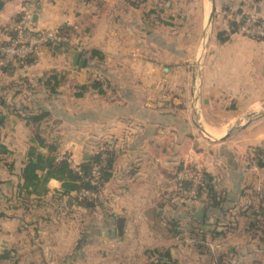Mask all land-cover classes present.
Instances as JSON below:
<instances>
[{
    "label": "crops",
    "instance_id": "1",
    "mask_svg": "<svg viewBox=\"0 0 264 264\" xmlns=\"http://www.w3.org/2000/svg\"><path fill=\"white\" fill-rule=\"evenodd\" d=\"M25 15L37 31L72 28L81 48H45L30 64L0 67L9 151L0 159V264H149L165 250L172 259L164 264H223L181 238L184 225H201L208 243L213 224L223 245L211 252L230 255L226 264H264V216L255 210L264 204V116L246 125L264 112V40L231 33L243 17L264 20V0H0V45ZM209 25L196 112L194 67ZM96 80L103 93L77 96ZM37 136L73 167L100 151L114 156L101 207L62 198L56 180L22 206L18 187ZM188 166L223 187L222 214L212 209L200 223L198 207L178 202Z\"/></svg>",
    "mask_w": 264,
    "mask_h": 264
},
{
    "label": "trees",
    "instance_id": "2",
    "mask_svg": "<svg viewBox=\"0 0 264 264\" xmlns=\"http://www.w3.org/2000/svg\"><path fill=\"white\" fill-rule=\"evenodd\" d=\"M246 17L241 18L238 22L234 23L231 27V33H237L239 28L244 24ZM59 33L69 36L74 35V30L70 27H62L58 29ZM223 34L219 35L220 39L223 40ZM93 56L98 55L96 52H92ZM32 58L26 60H19L16 64H30L32 63ZM51 85V84H49ZM59 82L58 79L53 82V86L51 85V90L55 91L58 87ZM102 85L101 82L98 80L92 82L88 86L79 87L78 90L80 91L77 95L81 97L84 93L88 92L89 90H98L99 93H103L101 89ZM46 117V114L39 115V116H31L27 119L28 123H39ZM36 144H38L39 148L33 147L29 154V160L26 163L23 172H22V181L23 183L18 187V198L21 201L22 206L25 208L30 202V199L35 197H43L46 195L48 190V183L51 180L59 181L62 184V192L60 196L62 198L71 196L72 194L76 195L77 205L86 210H94L96 207H101V202L98 198H87L81 196L82 192H90V193H99L104 186L110 181L113 168H114V156L112 154H108L106 163L104 166H100L102 159L101 154L103 151L93 155L90 159L86 160L80 167H81V174L76 172L71 164L67 161H58L57 160V147L54 145H47L43 139L39 136L36 137L34 140ZM45 148L47 149V154H43L39 149ZM9 151L7 150L6 146L2 143L0 138V159L7 155ZM255 154H258L261 160L262 155L260 154L259 150L255 151ZM261 162V161H260ZM262 165V164H260ZM94 166L99 167V177L97 179L96 184H92V172ZM40 172L44 174L42 176L39 175ZM196 172V171H195ZM205 182L204 185L199 187L197 196L200 197L203 192H207L206 196L208 198L209 203L206 204L211 208L220 207L223 203V196L221 193L218 192V186L214 184L212 179L204 174ZM178 186L180 187V191L182 189H189L190 183L188 182H181L180 180L177 181ZM27 209V208H26ZM262 215L264 216V208H261ZM216 236V233L214 234ZM160 258L164 261H171V254L170 251H156ZM162 259L157 261H152L149 264H164Z\"/></svg>",
    "mask_w": 264,
    "mask_h": 264
},
{
    "label": "built area",
    "instance_id": "3",
    "mask_svg": "<svg viewBox=\"0 0 264 264\" xmlns=\"http://www.w3.org/2000/svg\"><path fill=\"white\" fill-rule=\"evenodd\" d=\"M16 33L9 42L0 45V67L6 70L11 65H15L19 60H26L33 58L37 52L45 48H54L55 45L62 47H69L79 49L81 48L72 35L65 36L59 33L58 30L37 31L31 26V17L25 15L22 20L17 24ZM238 33L253 39L264 40V20L258 16H249L245 19L244 24L239 28ZM108 154L103 151L101 154L102 162L100 166H104ZM58 161H67L71 164L72 168L81 174V167H73V163L69 157H59ZM94 166L92 172V184H96L99 177V167ZM181 182L190 183V188L185 195L188 196V201H195L199 187L204 185L205 177L199 171L189 173L188 169L180 175ZM187 193V194H186ZM81 196L87 198L102 199V190L99 193L82 192ZM184 202H186L184 200Z\"/></svg>",
    "mask_w": 264,
    "mask_h": 264
},
{
    "label": "rangeland",
    "instance_id": "4",
    "mask_svg": "<svg viewBox=\"0 0 264 264\" xmlns=\"http://www.w3.org/2000/svg\"><path fill=\"white\" fill-rule=\"evenodd\" d=\"M167 18V17H166ZM257 161V160H256ZM186 169H188V171H189V173H195V171H197V173L200 171L199 169H196V168H194V167H192V166H188V167H186L183 171H181L179 174H178V180H180V175L182 174V173H184V171L186 170ZM201 172V171H200ZM202 173V172H201ZM203 174V176H204V173H202ZM261 188H264V182H263V184H262V187ZM179 189H180V187H179ZM181 190V189H180ZM189 189H182V192H187ZM218 192L219 193H221L222 194V196H223V187L222 186H220V187H218ZM187 194V193H186ZM207 194V192H203V194L200 196V197H202V196H205ZM185 197H187V198H185V201L186 202H182L181 200H178V202L180 203V204H184V205H188L189 203H191L192 205L194 204V208H204L205 209V212L207 213L208 211H211L212 209H213V211L214 212H217L218 214H222L223 213V205L222 206H220V207H216L215 209L214 208H211V207H209L208 206V208L206 207V205H200V204H198V200L197 199H199V197H197V199L195 200V202L193 201V202H191V201H188V196L187 195H185ZM207 197V196H206ZM258 204V203H257ZM263 204V203H262ZM261 204V205H262ZM199 205H200V207H199ZM258 206H260L259 204L258 205H256V208H255V206H254V208H255V210L256 211H258V212H261V214H262V210H261V208H264V204L261 206V207H258ZM173 207V206H172ZM172 209V208H171ZM196 213V212H195ZM195 213H194V215H195ZM218 216V215H217ZM168 225H170V226H172L173 224L171 223V221L169 222V224ZM201 225H195L194 227H192V226H188V225H184V227L186 228L185 230H184V234L181 236V238H183L186 242H190L191 244H192V246L193 247H195L196 249H198L200 252H202L204 255H206L208 258H209V260H213V262H218V263H220L221 261L223 262V264H226V263H228L229 262V259L230 260H232L231 258H230V255H228V257H226V258H224L223 256H222V254H218V253H214V252H217L218 250H219V246H222L223 245V237L222 238H218V236L216 235V236H214V234L217 232L216 230H217V227H215L216 226V224H213V225H210V226H208V230H209V232H211V231H214V233H212V234H210V238L212 239V241H211V239H209L208 240V243L210 242V244H208L207 243V239H206V237H205V234L206 233H204V232H202V230H203V228L202 227H200ZM263 227H264V225H263ZM210 228V229H209ZM264 235V234H263ZM188 245V244H187ZM218 245V246H217ZM214 251L213 253L211 252V251ZM224 251V250H223ZM219 252V251H218Z\"/></svg>",
    "mask_w": 264,
    "mask_h": 264
},
{
    "label": "water",
    "instance_id": "5",
    "mask_svg": "<svg viewBox=\"0 0 264 264\" xmlns=\"http://www.w3.org/2000/svg\"><path fill=\"white\" fill-rule=\"evenodd\" d=\"M213 17H214V7L212 9L210 21H212ZM211 30L212 29L210 28V25H209V27L207 28V31H206V36H205L204 40L202 41L201 52H200L199 56L197 57V60L195 62V67H194V81H193L194 92H193L192 103H193V108L196 112L199 111V105H200V100H201L203 60H204V57L206 55V52H207V49H208V46L210 43L211 32H212ZM54 48H55V50H59L61 48V46L55 45ZM81 56H82V51H78L77 54L75 55V58H74L75 64L81 58ZM263 116H264V112H262V111L257 112L255 114H252L251 116H249V120L246 122V125L250 124L251 122H253L255 120H258L259 118H261ZM1 120H2V116H0V121ZM233 132H234V130H231L226 137L231 135ZM205 215H206L205 209L204 208H198V210L196 211V213L194 215V218L198 222L202 223V222H204Z\"/></svg>",
    "mask_w": 264,
    "mask_h": 264
},
{
    "label": "bare ground",
    "instance_id": "6",
    "mask_svg": "<svg viewBox=\"0 0 264 264\" xmlns=\"http://www.w3.org/2000/svg\"><path fill=\"white\" fill-rule=\"evenodd\" d=\"M209 130H210L212 133H214V134H218L219 131H220L219 128L216 129V128H212V127H209ZM207 132H208V131H207ZM207 132H206V133H207ZM214 138H215V136H214Z\"/></svg>",
    "mask_w": 264,
    "mask_h": 264
}]
</instances>
